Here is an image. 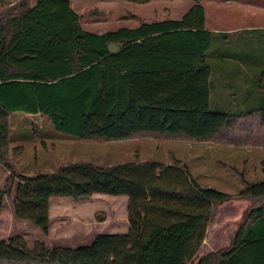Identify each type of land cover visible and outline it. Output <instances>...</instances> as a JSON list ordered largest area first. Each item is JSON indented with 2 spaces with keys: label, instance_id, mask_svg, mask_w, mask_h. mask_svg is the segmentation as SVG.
<instances>
[{
  "label": "trees",
  "instance_id": "16d2710c",
  "mask_svg": "<svg viewBox=\"0 0 264 264\" xmlns=\"http://www.w3.org/2000/svg\"><path fill=\"white\" fill-rule=\"evenodd\" d=\"M110 43L121 48L111 52ZM13 112L39 113L84 140L149 135L264 147V27L209 30L194 0L178 18L96 33L81 26L70 0H19L0 10V117ZM3 125L0 209L13 191L14 216L47 234L50 198L125 195L128 229L77 247L28 245L14 234L0 239V264H190L217 207L239 199L249 205L227 244L197 264H264V189L253 183L244 193L202 186L178 158L73 161L21 174L11 159L20 147Z\"/></svg>",
  "mask_w": 264,
  "mask_h": 264
},
{
  "label": "rangeland",
  "instance_id": "374dc122",
  "mask_svg": "<svg viewBox=\"0 0 264 264\" xmlns=\"http://www.w3.org/2000/svg\"><path fill=\"white\" fill-rule=\"evenodd\" d=\"M19 0L0 7L7 8ZM205 10L210 27L228 29L239 26L264 27V0H198ZM33 4L34 0H29ZM194 0H70L80 16L81 26L101 33L119 27L133 28L141 21L178 18ZM10 146H19L11 154L14 169L21 174L52 172L60 165L84 161L114 165L132 160H154L169 164L173 158L187 164L193 178L202 186L227 193H244L245 181L256 190L264 189V147L249 144L231 145L210 141L137 135L126 139L100 141L78 139L54 129L39 113L13 112L0 117ZM8 171L0 164V190L7 182ZM243 179V180H242ZM16 179L14 180V185ZM14 187V186H13ZM13 196L4 197L0 213V237L23 234L28 244L42 240L48 245L77 247L88 244L95 233L126 232L128 229L125 195L94 193L90 198L74 201L54 196L47 234L28 220L15 218ZM245 199L220 204L207 227L204 240L190 264L205 253L227 244L248 207Z\"/></svg>",
  "mask_w": 264,
  "mask_h": 264
},
{
  "label": "crops",
  "instance_id": "0c3cea01",
  "mask_svg": "<svg viewBox=\"0 0 264 264\" xmlns=\"http://www.w3.org/2000/svg\"><path fill=\"white\" fill-rule=\"evenodd\" d=\"M205 11V10H204ZM205 27L209 30H213V31H228V32H233V31H236V30H241V29H251V28H256V26H253V25H250V26H239V27H234V28H228V29H218L216 28L215 26H212L210 27L208 25V23H206V19H205ZM209 103V101H208ZM127 198V197H126ZM51 203H52V199L50 198L49 200V226H50V220H51ZM0 213H1V210H0ZM14 214V213H13ZM16 218V217H15ZM128 223V222H127ZM207 231V230H206ZM207 233V232H206ZM14 234H18L20 236H22L24 238V240L26 241V238L24 237L23 234H20V233H11V234H6L5 236H2L0 237V239H4V238H7L8 236H11V235H14ZM96 234V233H95ZM94 234V235H95ZM93 235V236H94ZM39 241H42V240H39ZM46 246L50 247V246H53V245H48L46 242L42 241ZM27 243V241H26ZM28 244V243H27ZM28 245H31V244H28ZM54 245H61V244H54ZM66 246V245H64ZM71 247V246H70Z\"/></svg>",
  "mask_w": 264,
  "mask_h": 264
},
{
  "label": "water",
  "instance_id": "95a60500",
  "mask_svg": "<svg viewBox=\"0 0 264 264\" xmlns=\"http://www.w3.org/2000/svg\"><path fill=\"white\" fill-rule=\"evenodd\" d=\"M120 48H121V46L119 44H116V43H110L109 44V50L111 52L118 51Z\"/></svg>",
  "mask_w": 264,
  "mask_h": 264
}]
</instances>
